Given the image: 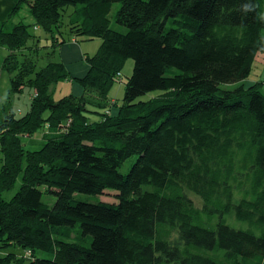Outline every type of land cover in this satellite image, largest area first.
<instances>
[{"label":"trees","instance_id":"obj_1","mask_svg":"<svg viewBox=\"0 0 264 264\" xmlns=\"http://www.w3.org/2000/svg\"><path fill=\"white\" fill-rule=\"evenodd\" d=\"M248 2L16 3L12 13L27 6L33 22L0 26L11 84L0 115V264L23 262L2 255L10 246L26 250L27 264H264V89L244 83L256 55L264 59V23L244 12ZM114 3L124 31L111 27ZM41 29L52 52L99 38L84 55L87 72L71 76L54 60L37 69L23 57ZM128 58L117 102L109 92ZM66 81L77 89L55 100L52 87ZM26 87L22 112L11 101ZM40 131L41 147L26 148L23 137ZM106 191L114 201L102 200ZM229 214L244 226L229 224ZM62 227L90 244L58 237Z\"/></svg>","mask_w":264,"mask_h":264},{"label":"rangeland","instance_id":"obj_2","mask_svg":"<svg viewBox=\"0 0 264 264\" xmlns=\"http://www.w3.org/2000/svg\"><path fill=\"white\" fill-rule=\"evenodd\" d=\"M119 6V3H114L111 11L109 13V18L111 20V27L113 29L116 30H120V31H124L125 28L119 24H117L114 21V15L116 13V10ZM72 7L69 8V10H71ZM12 21V23L14 22H19V21H23V22H31L32 18L30 16L29 10L27 6H23L22 9L18 12V14L14 15V18L9 19ZM37 35L40 36V44L39 46H36V44L33 42V39H31L29 41V49H27L25 51V54L23 57L26 58H30L32 60H34L36 62V68L39 69L41 67H43L47 62H49L50 60H54V61H60L59 59V55H58V51L56 50L55 52H52V48L50 46V40H45L44 36L46 35L42 29L35 32ZM70 41H68L69 43ZM74 42V41H72ZM99 38H94L91 40H84V41H80V45L82 47V53L85 54H92V52H94L99 44ZM48 43L47 46H45V44ZM78 43V42H77ZM22 58V56H21ZM85 63V59L83 60ZM87 64V63H86ZM133 65H134V60L132 58H128L122 69H121V78L122 80H117L113 86L111 87V90L109 92L110 96L115 98L117 102H120V100L123 98L124 95V89H125V81L127 79V77H129L132 74V70H133ZM247 80H253L252 83L256 82V81H264V61L261 60V56H257L254 60V62L251 65V70L250 73L248 75V79ZM239 83H221L220 87L224 88V89H233L236 86H238ZM76 84H69L68 81L66 82H59L54 84V86L52 87V96L55 100H58L61 96L65 95L66 92H68L69 90L72 91V89L75 90ZM263 87V85H262ZM264 89V87H263ZM31 93L32 90L29 87L24 88L21 92L19 93H15L14 95H12V101H11V106L14 108L19 107L22 112L26 111L30 100H31ZM68 94V93H67ZM42 131L37 132L33 135V137H35L36 139H30L29 137H23V143L25 145L26 148H29L31 150H35L41 147L42 145V141L41 140H37L38 138H40ZM136 159V155H133L131 157H129L127 160H125V162L119 167V171L123 174H126L129 169L130 166L132 165V163L135 161ZM21 184V179L20 177L17 179L15 185L13 186V188H11L10 190H8L6 193H4V197L6 198H10V196H12L17 189L19 188ZM192 198H194L195 202L200 205V199L194 195H191ZM102 200L105 201H114V192L111 191H106L102 196H101ZM43 201L51 204L54 201V197L52 195H44L43 196ZM227 222L235 227H239V226H244L243 224H241L240 222H237L235 220V218L233 217V215L229 214L226 216ZM65 228V227H62ZM77 228H79L77 226ZM75 228H70V229H61L59 236L58 237H63L64 240H67L69 242H73V243H82L84 245H89L90 244V240H91V236H87V237H82L80 238L78 236L77 231L75 230ZM174 236V232L171 234V237ZM84 240V241H82ZM9 252H13L15 253L16 257H21L24 256V260L23 262L19 263L17 260L13 259L10 264H27L28 263V257L25 255L26 250L23 249L22 247L19 246H10L8 247L2 255H5ZM35 255L38 257H50V255L46 252H43L41 250H36L35 251Z\"/></svg>","mask_w":264,"mask_h":264},{"label":"crops","instance_id":"obj_3","mask_svg":"<svg viewBox=\"0 0 264 264\" xmlns=\"http://www.w3.org/2000/svg\"><path fill=\"white\" fill-rule=\"evenodd\" d=\"M19 0H0V26L3 22H6V28L11 27L10 25H14L17 22L12 23L11 18H14L15 14L22 9H19L17 12H13V8ZM31 16V15H30ZM32 18V16H31ZM33 22V18L32 21ZM30 23V22H29ZM8 29V28H7ZM69 43L65 42L57 47L58 55L60 62L63 63L67 72L71 76L80 77L87 72L88 65L83 61L84 54L82 53V47L80 43H76L75 41ZM8 53V49L6 46L0 45V115L2 113V109L5 104L8 102L9 94H10V75L3 67V60ZM264 60V59H263ZM253 80H245V84L252 83ZM67 83V81H66ZM69 84H74L71 81H68ZM264 87V81H263ZM77 89V87H75ZM14 108V107H12ZM16 109V108H14ZM42 140V139H39Z\"/></svg>","mask_w":264,"mask_h":264},{"label":"clouds","instance_id":"obj_4","mask_svg":"<svg viewBox=\"0 0 264 264\" xmlns=\"http://www.w3.org/2000/svg\"><path fill=\"white\" fill-rule=\"evenodd\" d=\"M243 10L245 13H254L255 19L260 23H264V7H261L255 0H249L248 3L244 4ZM262 39H264V37H262Z\"/></svg>","mask_w":264,"mask_h":264},{"label":"built area","instance_id":"obj_5","mask_svg":"<svg viewBox=\"0 0 264 264\" xmlns=\"http://www.w3.org/2000/svg\"><path fill=\"white\" fill-rule=\"evenodd\" d=\"M34 95H36V93Z\"/></svg>","mask_w":264,"mask_h":264}]
</instances>
